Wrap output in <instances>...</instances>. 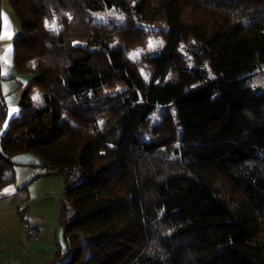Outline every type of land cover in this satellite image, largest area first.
Returning <instances> with one entry per match:
<instances>
[{
  "label": "trees",
  "instance_id": "1",
  "mask_svg": "<svg viewBox=\"0 0 264 264\" xmlns=\"http://www.w3.org/2000/svg\"><path fill=\"white\" fill-rule=\"evenodd\" d=\"M12 9L15 64L36 78L0 136V189L20 153L62 174L66 248L46 264H264V90L249 82L264 65V0H13ZM102 11L119 18L98 23ZM143 24L165 45L141 63L127 48L149 32ZM187 39L205 66L177 69ZM162 105L180 125L170 152L139 133Z\"/></svg>",
  "mask_w": 264,
  "mask_h": 264
},
{
  "label": "crops",
  "instance_id": "2",
  "mask_svg": "<svg viewBox=\"0 0 264 264\" xmlns=\"http://www.w3.org/2000/svg\"><path fill=\"white\" fill-rule=\"evenodd\" d=\"M12 2L0 0V136L20 115L19 98L36 78L14 61V42L22 31ZM11 161L13 180L0 189V264H46L66 248L61 225L64 178L31 153L16 154Z\"/></svg>",
  "mask_w": 264,
  "mask_h": 264
},
{
  "label": "rangeland",
  "instance_id": "3",
  "mask_svg": "<svg viewBox=\"0 0 264 264\" xmlns=\"http://www.w3.org/2000/svg\"><path fill=\"white\" fill-rule=\"evenodd\" d=\"M119 18L118 15L112 11H102L95 14L96 21L98 23L105 22L107 18ZM145 27L148 26L149 32L146 35L136 34L139 38V43L132 45L127 48L128 56L137 61L144 62V57L147 54L155 53L165 45V39L162 35L157 33L154 28L147 24H143ZM153 28V29H150ZM151 30V31H150ZM191 42V43H189ZM122 41L116 39L113 41L112 46L116 47L118 44L121 45ZM193 41L186 40L178 47L179 56L176 57L177 69L185 66H205L206 54L203 52L200 55L192 53L194 46ZM140 72L145 79L150 77V70L148 67L141 66ZM175 72L169 74L173 77ZM183 75V73H182ZM192 78V77H191ZM249 82L251 85L264 90V65L260 69L249 76ZM39 93L34 91L32 98L36 104H40ZM140 136L144 139L157 138L160 143L170 152L176 145V139L180 133V125L174 114V108L169 105L158 106L145 120H143L139 126Z\"/></svg>",
  "mask_w": 264,
  "mask_h": 264
},
{
  "label": "built area",
  "instance_id": "4",
  "mask_svg": "<svg viewBox=\"0 0 264 264\" xmlns=\"http://www.w3.org/2000/svg\"><path fill=\"white\" fill-rule=\"evenodd\" d=\"M37 235L36 234H33V237H36Z\"/></svg>",
  "mask_w": 264,
  "mask_h": 264
}]
</instances>
